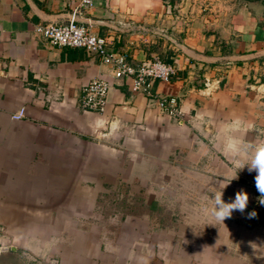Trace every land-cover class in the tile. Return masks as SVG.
<instances>
[{
  "label": "crops",
  "instance_id": "0c3cea01",
  "mask_svg": "<svg viewBox=\"0 0 264 264\" xmlns=\"http://www.w3.org/2000/svg\"><path fill=\"white\" fill-rule=\"evenodd\" d=\"M180 7L0 0V264H264V222L249 218L257 173L234 167L221 135L239 120L236 135L264 140V5ZM70 23L133 67L159 58L177 74L134 93L97 55L36 31ZM94 79L111 86L104 113L83 107ZM173 97L181 117L158 106ZM223 190L226 203L249 194L224 223L205 199Z\"/></svg>",
  "mask_w": 264,
  "mask_h": 264
},
{
  "label": "built area",
  "instance_id": "2783aa9c",
  "mask_svg": "<svg viewBox=\"0 0 264 264\" xmlns=\"http://www.w3.org/2000/svg\"><path fill=\"white\" fill-rule=\"evenodd\" d=\"M78 4L82 9H92L95 5V0H78ZM36 31L54 47L81 49L89 54L97 55L104 64L112 67V72L116 79L132 80V91L134 93L144 92L153 96L152 84L154 82L168 84L177 74L174 65L165 63L159 58L146 60L138 67L129 65L126 54L110 52L105 38L95 35L90 29L77 23L38 26ZM206 83V87L211 86L210 82ZM110 88V84L104 80L94 79L91 81L84 90V109L104 113L108 104ZM158 100V106L161 111L171 117H181L182 113L176 98ZM25 116V109H21L13 118L20 120ZM248 187L264 199V196L256 188L255 180L248 181ZM253 211L256 216L251 218L252 223H263L264 204L259 202L252 208L251 213Z\"/></svg>",
  "mask_w": 264,
  "mask_h": 264
},
{
  "label": "clouds",
  "instance_id": "9594fccd",
  "mask_svg": "<svg viewBox=\"0 0 264 264\" xmlns=\"http://www.w3.org/2000/svg\"><path fill=\"white\" fill-rule=\"evenodd\" d=\"M240 128L241 121L239 120L221 128L224 152L234 158L235 168L240 169V171L247 168L249 172L257 173L255 177L256 188L264 196V140L249 141L243 135H236L235 133ZM247 128H251V125H248ZM221 183L222 185L224 184V182ZM228 184L224 186V189ZM223 195L224 190L216 191L211 197L206 196L205 199H209L211 202V215L217 221L224 223L226 219L232 217L234 211L244 212L246 210L249 203V194L241 190L236 193L235 199L229 203L223 200ZM260 203L264 204V199H261ZM255 216L256 213L254 211L249 214V218H254Z\"/></svg>",
  "mask_w": 264,
  "mask_h": 264
},
{
  "label": "rangeland",
  "instance_id": "374dc122",
  "mask_svg": "<svg viewBox=\"0 0 264 264\" xmlns=\"http://www.w3.org/2000/svg\"><path fill=\"white\" fill-rule=\"evenodd\" d=\"M167 3L181 6L185 13L190 15L211 13L216 17L222 12L238 9L240 6L247 4L250 0H165ZM263 5V1H259Z\"/></svg>",
  "mask_w": 264,
  "mask_h": 264
},
{
  "label": "trees",
  "instance_id": "16d2710c",
  "mask_svg": "<svg viewBox=\"0 0 264 264\" xmlns=\"http://www.w3.org/2000/svg\"><path fill=\"white\" fill-rule=\"evenodd\" d=\"M256 1H260V0H250V2H256ZM264 1V0H263Z\"/></svg>",
  "mask_w": 264,
  "mask_h": 264
}]
</instances>
